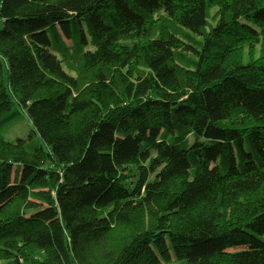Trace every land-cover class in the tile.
<instances>
[{
    "label": "trees",
    "instance_id": "16d2710c",
    "mask_svg": "<svg viewBox=\"0 0 264 264\" xmlns=\"http://www.w3.org/2000/svg\"><path fill=\"white\" fill-rule=\"evenodd\" d=\"M0 262L264 264V0H0Z\"/></svg>",
    "mask_w": 264,
    "mask_h": 264
},
{
    "label": "rangeland",
    "instance_id": "374dc122",
    "mask_svg": "<svg viewBox=\"0 0 264 264\" xmlns=\"http://www.w3.org/2000/svg\"><path fill=\"white\" fill-rule=\"evenodd\" d=\"M216 11V9H212L210 11V14H213ZM249 48L247 46L243 47V52L245 54L246 51H248ZM259 48L257 47L252 56V58H258L259 57ZM248 57L244 58V61L247 62L248 61ZM140 70V68H139ZM14 106L16 107L17 110H19V108L17 107L16 103L14 102ZM26 114L19 113V115H17V119L14 123V125H10L8 128L5 129V127H3V137L5 138V140L10 141V142H14L18 139H22V140H29L30 136H32V126L30 124V122L28 121L27 117L25 116ZM34 139V137H32ZM0 264H6L4 262H0Z\"/></svg>",
    "mask_w": 264,
    "mask_h": 264
}]
</instances>
